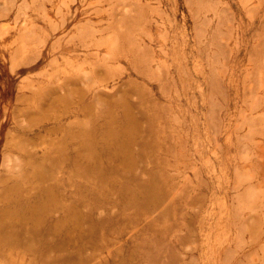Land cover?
<instances>
[{
	"label": "rangeland",
	"instance_id": "374dc122",
	"mask_svg": "<svg viewBox=\"0 0 264 264\" xmlns=\"http://www.w3.org/2000/svg\"><path fill=\"white\" fill-rule=\"evenodd\" d=\"M82 128L104 181L73 169ZM145 183L155 207L122 197ZM52 185L87 237L21 222ZM0 220V264H264V0H0Z\"/></svg>",
	"mask_w": 264,
	"mask_h": 264
},
{
	"label": "bare ground",
	"instance_id": "6f19581e",
	"mask_svg": "<svg viewBox=\"0 0 264 264\" xmlns=\"http://www.w3.org/2000/svg\"><path fill=\"white\" fill-rule=\"evenodd\" d=\"M105 125L107 128L106 142L115 146V154L119 160V166L126 170H131L133 166V157L130 152V146L139 134L138 120L132 117L129 111H126V113H124V122L120 128L115 126L113 115H108L106 117ZM82 129L83 130H81L78 135L73 136L76 138L79 137V139L75 141L77 144V151L72 160L73 169L80 177H96L95 179L98 178L97 180L104 181V175L101 172L98 158L93 152V137L96 130H91L90 128ZM64 159L65 158H63V160L60 159L61 163H63ZM43 165L44 164H42V168ZM56 166H59V164ZM50 174L51 173L48 171L39 170L33 174V177L37 180L52 179V175ZM28 189L26 188L25 191ZM29 191L32 192L33 190L29 189ZM151 191H155L154 195H151ZM136 192L143 195L140 205H147L149 208L155 207L165 193L164 189L146 183L139 184V190H134L133 192L128 191L127 188H121V195L124 199L132 198V194ZM34 193L36 194L34 202H29V199H27V205L20 214L18 213L22 223L39 224L43 222L49 211L57 209L62 211L63 217L57 224L48 227V231L52 233L56 232L61 235V245L74 243L75 240H82L84 237H87L82 230L83 219L71 205L62 204L60 202L54 185L34 189ZM7 195L9 194L6 193L5 196ZM7 237L8 236H5L0 230L1 246H10L12 244L11 241L15 239V237Z\"/></svg>",
	"mask_w": 264,
	"mask_h": 264
}]
</instances>
